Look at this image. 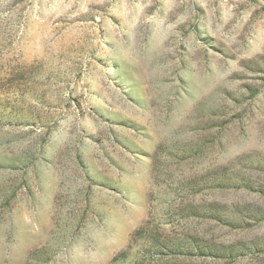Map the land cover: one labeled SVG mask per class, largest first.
Listing matches in <instances>:
<instances>
[{"label":"rangeland","instance_id":"rangeland-1","mask_svg":"<svg viewBox=\"0 0 264 264\" xmlns=\"http://www.w3.org/2000/svg\"><path fill=\"white\" fill-rule=\"evenodd\" d=\"M0 264H264V0H0Z\"/></svg>","mask_w":264,"mask_h":264}]
</instances>
